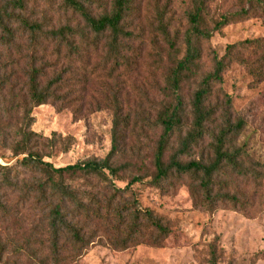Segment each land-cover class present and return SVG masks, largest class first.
Wrapping results in <instances>:
<instances>
[{"label":"trees","instance_id":"16d2710c","mask_svg":"<svg viewBox=\"0 0 264 264\" xmlns=\"http://www.w3.org/2000/svg\"><path fill=\"white\" fill-rule=\"evenodd\" d=\"M27 1L0 2L5 58L0 70V150L15 158L0 165V226L8 229L0 239V253L9 245L26 248L27 241L17 240L23 209L44 214L47 232L38 235L49 254L42 264L50 257L56 261L68 248L76 257L97 244L117 249L162 246L172 222L141 207L135 186L142 184L162 190L186 186L194 206L208 211L219 205L241 209L245 200L238 179L259 185L264 171L239 143L246 123L232 110L223 75L236 62L264 80V41L235 42L223 56L212 52L208 69L204 53L224 26L257 12L264 15V0H239L236 12H212L216 0H185V22L177 29L167 18L168 8L157 1L152 19L157 27L148 22L156 33L149 41L137 32L141 0H57L77 20L48 30L24 16ZM47 45L67 63L81 61L84 71L97 59L83 85L98 76L103 81L95 83H101V97L89 111H110L105 156L59 167L45 159L57 148L66 150V142L54 133L49 138L33 130L34 111L68 95L62 93L65 72L40 62L39 53ZM257 52L261 54L252 60ZM141 70L153 75L155 88L146 92L147 82L139 102L127 93L121 96L123 87L111 85L113 77H123L125 83ZM16 79L23 80L22 87Z\"/></svg>","mask_w":264,"mask_h":264},{"label":"rangeland","instance_id":"374dc122","mask_svg":"<svg viewBox=\"0 0 264 264\" xmlns=\"http://www.w3.org/2000/svg\"><path fill=\"white\" fill-rule=\"evenodd\" d=\"M7 1L9 0H0L1 3ZM157 1L168 8L167 18H170L172 27L181 28L185 22L183 19L185 0L137 2L140 13L136 21L141 24L137 32L142 31L148 41L152 34L156 33L152 31L148 22L157 27L152 20L156 16L153 8ZM239 9V0H216L211 8L212 12H236ZM23 14L30 20H38L42 25L44 24L46 30L68 22L74 24L77 20L70 12H65L57 0H28ZM257 38L264 41L262 13L257 12L250 18L229 23L214 34L204 53L206 68L208 69L212 52L223 56L229 45ZM22 43L26 44L25 41ZM143 48L148 50L145 42ZM51 52L52 48L48 46L44 54L39 53L42 58L40 62L52 70L65 72L62 93L68 95L64 101H49L37 107L34 111L35 122L32 129L49 138L54 133L58 138L65 140L66 143L62 148L67 147V149L57 148L53 151V156L45 159L59 167L78 160L85 161L105 156L110 150V138L107 134L110 126V111L107 109L93 113L89 111V109L94 111L95 99L101 97V83L95 84L103 82L97 75L99 71L95 74L98 77L87 81L88 85H83V81L87 79L84 77L89 75L97 59L91 62L88 71H84L81 61L74 60L67 63L65 57L52 55ZM260 54L258 52L254 54L252 60H256ZM2 55L3 49L0 45L1 71L5 62ZM142 62H139L141 66ZM256 66L257 63H254L253 67ZM254 72L244 65L232 62L224 72L222 88L232 98L233 112L246 123L239 143L246 147L254 160L262 165L260 169L264 171V80L255 77ZM122 79L123 77H113L111 85L115 88L123 87L121 96L127 93L131 100L137 102L140 101L147 82L146 92L155 88L152 83L153 75L145 70L135 73L126 79L125 83ZM14 82L19 87L23 86L22 79H16ZM146 94L150 98L154 96V92ZM123 105L133 107L130 103ZM77 108L81 110L77 111ZM131 140L132 138L129 139L128 146ZM143 141L146 142L145 139ZM0 156L2 166L15 162V158L7 149L0 150ZM116 184L123 187L125 182L116 181ZM238 184L244 191L241 199L245 201L241 209L223 208L219 205L211 211L194 206L186 186L162 190L149 185H137L135 187L141 207L153 210L172 222L171 234L162 246L140 244L117 249L97 244L76 257L68 248L61 251L56 261L50 257L48 264L57 262L58 264H264V179L257 185L256 182L247 183L239 178ZM19 223L22 230L17 240L21 243L27 241L26 248L14 250L10 245L7 246L0 253V264H42L43 259L48 258L45 254H49L47 247L42 246L43 237L38 235L47 232L44 214L38 209H23ZM5 230L8 229L0 226V239L5 236Z\"/></svg>","mask_w":264,"mask_h":264}]
</instances>
